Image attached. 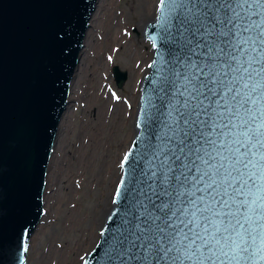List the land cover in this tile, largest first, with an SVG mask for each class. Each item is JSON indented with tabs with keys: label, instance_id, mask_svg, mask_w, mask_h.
Wrapping results in <instances>:
<instances>
[{
	"label": "snow or ice",
	"instance_id": "6c2138e0",
	"mask_svg": "<svg viewBox=\"0 0 264 264\" xmlns=\"http://www.w3.org/2000/svg\"><path fill=\"white\" fill-rule=\"evenodd\" d=\"M160 5L171 44L157 70L165 111L149 97L158 142L140 157L112 254L139 264H264V0Z\"/></svg>",
	"mask_w": 264,
	"mask_h": 264
},
{
	"label": "water",
	"instance_id": "95a60500",
	"mask_svg": "<svg viewBox=\"0 0 264 264\" xmlns=\"http://www.w3.org/2000/svg\"><path fill=\"white\" fill-rule=\"evenodd\" d=\"M97 2L0 0V264H27L30 238L44 214L48 162ZM161 7L159 0L154 18L143 31L152 58L140 83L135 134L125 152L129 160L121 167L117 184L122 195L117 197L115 190L99 238L81 264H139L113 255L111 239L120 226L134 178L144 166L140 157L149 143L158 142L159 125L152 115L156 109L148 107L149 97L161 113L165 111V101L157 98L162 96L157 70L161 56L168 58L171 44L163 39ZM112 74L120 88L127 72L114 65ZM135 222L133 214L124 233L129 239ZM138 246L139 240L131 245L129 255H135Z\"/></svg>",
	"mask_w": 264,
	"mask_h": 264
},
{
	"label": "rangeland",
	"instance_id": "374dc122",
	"mask_svg": "<svg viewBox=\"0 0 264 264\" xmlns=\"http://www.w3.org/2000/svg\"><path fill=\"white\" fill-rule=\"evenodd\" d=\"M147 1L112 0L108 10L98 9L97 5L94 14L97 12L100 18L95 21L93 16L86 33L68 106L48 162L44 214L30 238L27 264H81L99 238L112 207L121 161L135 134L132 115L137 112L141 82L136 84L135 80L139 70L144 77L152 58V47L143 31L154 18L159 0L150 19L143 16ZM94 21L101 26L96 38ZM116 26L127 43L106 41ZM114 65L127 72L120 88L112 74ZM101 79L104 93L96 97L94 88ZM108 101L113 109L104 115L106 121L94 141V130L103 116V111L100 117L97 110ZM117 105L123 107V112L115 109ZM125 138H129L127 143ZM123 146L125 151L119 159Z\"/></svg>",
	"mask_w": 264,
	"mask_h": 264
},
{
	"label": "bare ground",
	"instance_id": "6f19581e",
	"mask_svg": "<svg viewBox=\"0 0 264 264\" xmlns=\"http://www.w3.org/2000/svg\"><path fill=\"white\" fill-rule=\"evenodd\" d=\"M111 1L112 0H99L98 2H97V5L99 4V7H98V9H103V10H108L109 9V7H110V5H111ZM156 2H157V0H148L147 1V3H146V9H145V14L143 15L144 17H147V19H150L151 17H152V15H153V8H154V6L156 5ZM96 9H97V7H96ZM93 16H94V19H95V21H98V19L100 18V14H98L97 12L95 13V14H93ZM93 16H92V18H93ZM111 16V15H110ZM92 18H91V21H92ZM90 21V22H91ZM94 21V30H96L95 31V34H94V38H96V32L100 29V23H96ZM106 41L108 42V43H110V44H125V43H127V41H126V39H125V37H124V35L122 34V31H121V28L119 27V26H116V27H114V29H113V31L110 33V35H109V38H107L106 39ZM95 42H94V47H95ZM94 53H95V51H94ZM75 75V74H74ZM142 75H143V73H142V71H140L139 70V73L137 74V77H136V80H135V83L137 84L140 80L142 81ZM75 79L73 78V80H72V82L74 81ZM72 82H71V86H72ZM141 83V82H140ZM70 86V87H71ZM104 93V87H103V80L101 79V80H99V83H98V81H97V83H96V87L94 88V96H98V94H103ZM69 97V96H68ZM112 103L110 102V101H108V102H106V103H104V105H102L97 111H98V116H100L101 117V111H103V116L101 117V123L100 124H98L97 126H96V129L94 130V141H95V135H97V131H99L102 127H103V125H104V123H105V114L107 113V111H109V110H111V109H113L112 108V105H111ZM138 106V105H137ZM115 109H117L118 111H120V112H123V107H121L120 105H117V106H115ZM136 109H137V107H136ZM135 116H136V110L133 112V115H132V121L133 122H135ZM119 124V120H117V122H116V126ZM129 141V138H125V141H124V143H127ZM82 142H84V141H81V145L83 146L84 144L82 143ZM124 151H125V146H123L122 147V150H121V152H120V154H119V159L122 157V155H123V153H124ZM59 153H61V148H60V150H59ZM118 159V160H119ZM117 160V161H118ZM82 161V160H81ZM86 162V160L83 158V165H84V163ZM52 180H53V178L50 180L51 182H52ZM45 200H46V197H45ZM47 201H49V203H50V199L49 198H47ZM27 254H28V252H27Z\"/></svg>",
	"mask_w": 264,
	"mask_h": 264
}]
</instances>
